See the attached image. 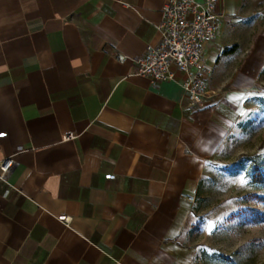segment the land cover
<instances>
[{
  "label": "crops",
  "instance_id": "crops-1",
  "mask_svg": "<svg viewBox=\"0 0 264 264\" xmlns=\"http://www.w3.org/2000/svg\"><path fill=\"white\" fill-rule=\"evenodd\" d=\"M165 1L0 0V161L15 160L0 264H193L186 197L246 114L264 51L243 42L244 0H216V94L190 106L179 83L136 75Z\"/></svg>",
  "mask_w": 264,
  "mask_h": 264
},
{
  "label": "rangeland",
  "instance_id": "rangeland-1",
  "mask_svg": "<svg viewBox=\"0 0 264 264\" xmlns=\"http://www.w3.org/2000/svg\"><path fill=\"white\" fill-rule=\"evenodd\" d=\"M244 7L252 36L243 42L258 41L264 51V0H244ZM254 89L246 114L202 179L188 229L193 264H264V72Z\"/></svg>",
  "mask_w": 264,
  "mask_h": 264
},
{
  "label": "built area",
  "instance_id": "built-area-1",
  "mask_svg": "<svg viewBox=\"0 0 264 264\" xmlns=\"http://www.w3.org/2000/svg\"><path fill=\"white\" fill-rule=\"evenodd\" d=\"M216 0H166L162 20L157 26L159 39L149 44L141 56L133 59L136 75L154 83L177 82L190 106L201 105L215 96L208 88L210 69L206 49L221 31V16L215 11ZM124 62L126 56L118 55ZM69 135L65 140L75 139ZM15 166L14 157L0 161V181L8 184ZM191 203L194 196H187ZM67 224L70 219L64 220ZM120 264V262H116Z\"/></svg>",
  "mask_w": 264,
  "mask_h": 264
},
{
  "label": "trees",
  "instance_id": "trees-1",
  "mask_svg": "<svg viewBox=\"0 0 264 264\" xmlns=\"http://www.w3.org/2000/svg\"><path fill=\"white\" fill-rule=\"evenodd\" d=\"M236 49V46H234V47H232L231 49H227L226 51H225V53L226 54H228V53H231L232 51H234ZM257 173V177L259 178V179H262V174H259V172H256ZM262 200H264V198H262Z\"/></svg>",
  "mask_w": 264,
  "mask_h": 264
},
{
  "label": "snow or ice",
  "instance_id": "snow-or-ice-1",
  "mask_svg": "<svg viewBox=\"0 0 264 264\" xmlns=\"http://www.w3.org/2000/svg\"><path fill=\"white\" fill-rule=\"evenodd\" d=\"M240 183H245L246 181L244 180V178L243 177H241L240 178V181H239ZM209 230H211V228H212V225L211 224H209Z\"/></svg>",
  "mask_w": 264,
  "mask_h": 264
}]
</instances>
